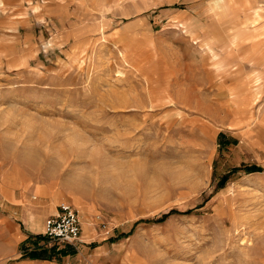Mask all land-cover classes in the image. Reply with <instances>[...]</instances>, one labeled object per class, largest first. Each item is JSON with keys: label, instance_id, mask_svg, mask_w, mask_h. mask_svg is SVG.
<instances>
[{"label": "rangeland", "instance_id": "374dc122", "mask_svg": "<svg viewBox=\"0 0 264 264\" xmlns=\"http://www.w3.org/2000/svg\"><path fill=\"white\" fill-rule=\"evenodd\" d=\"M61 202L57 260L264 264V0H0V264Z\"/></svg>", "mask_w": 264, "mask_h": 264}, {"label": "crops", "instance_id": "0c3cea01", "mask_svg": "<svg viewBox=\"0 0 264 264\" xmlns=\"http://www.w3.org/2000/svg\"><path fill=\"white\" fill-rule=\"evenodd\" d=\"M208 48L210 49V47ZM258 81L259 80L256 79L254 83ZM240 102H242V104L245 105L244 100H241ZM56 211H57V208L55 210V213ZM40 225H41L40 221H37V220L33 221L29 229H27L25 233L21 234L18 244L24 243L23 244L24 247L22 248L21 253L18 254L19 256L18 260L22 261L19 264H31V263L33 264H97L98 263V260L96 257L100 256V253L103 252V249L94 250L93 248V250H91L89 247L81 248L75 256L69 257L70 255H68L66 259L64 258L61 260L54 259V257L52 256V253L55 252L57 255L62 257L64 256L63 249L59 247L67 245V244L71 246V244L65 243V242H57V241L52 240L50 237L43 234V230L42 231L40 230ZM81 236H82V229H81ZM39 240L47 241L49 243L53 242L55 244L52 250L53 252L46 248H40L38 246ZM26 241L28 243H25ZM82 242H84V240H82V237H80L76 245ZM17 249H18V246H17ZM56 250H58V252Z\"/></svg>", "mask_w": 264, "mask_h": 264}, {"label": "built area", "instance_id": "2783aa9c", "mask_svg": "<svg viewBox=\"0 0 264 264\" xmlns=\"http://www.w3.org/2000/svg\"><path fill=\"white\" fill-rule=\"evenodd\" d=\"M81 221L77 210L68 202H61L56 213L45 218L43 234L57 242L76 245L81 237Z\"/></svg>", "mask_w": 264, "mask_h": 264}, {"label": "trees", "instance_id": "16d2710c", "mask_svg": "<svg viewBox=\"0 0 264 264\" xmlns=\"http://www.w3.org/2000/svg\"><path fill=\"white\" fill-rule=\"evenodd\" d=\"M243 168V170H245L246 172H250V171H258L260 170V167L259 166H256V165H250V166H243L241 167ZM226 181V176H223L222 179L218 182L217 186L218 187H221L224 185ZM186 212H189V210H187ZM171 213V211L167 212V213H164L162 214L160 217H158L157 219H155L156 221H162L164 220V218L169 215Z\"/></svg>", "mask_w": 264, "mask_h": 264}]
</instances>
